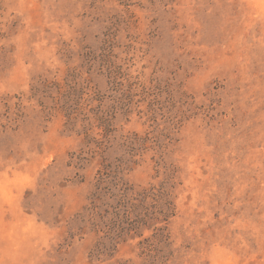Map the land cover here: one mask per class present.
Instances as JSON below:
<instances>
[{"label": "rangeland", "instance_id": "obj_1", "mask_svg": "<svg viewBox=\"0 0 264 264\" xmlns=\"http://www.w3.org/2000/svg\"><path fill=\"white\" fill-rule=\"evenodd\" d=\"M0 264H264V0H0Z\"/></svg>", "mask_w": 264, "mask_h": 264}]
</instances>
